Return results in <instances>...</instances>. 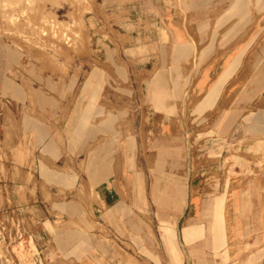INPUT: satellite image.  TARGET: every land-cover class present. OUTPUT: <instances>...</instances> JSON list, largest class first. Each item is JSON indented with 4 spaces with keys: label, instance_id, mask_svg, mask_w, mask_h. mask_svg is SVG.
<instances>
[{
    "label": "crops",
    "instance_id": "0c3cea01",
    "mask_svg": "<svg viewBox=\"0 0 264 264\" xmlns=\"http://www.w3.org/2000/svg\"><path fill=\"white\" fill-rule=\"evenodd\" d=\"M212 3L181 0L182 21L175 6L169 7L165 53L157 46L151 66L136 76L113 66L119 63L112 51L119 39L116 29L92 17L88 37L94 57L112 64L104 67L109 85L123 91L112 107L104 100L100 108L91 98L97 76L90 77V68L88 96L80 109L65 101L77 76L62 83L57 74L33 66L19 78L0 72L3 240L24 235L28 248L33 242L38 249L57 235L67 256L94 255L95 238L80 223L110 230L114 214L138 239L143 264H210L209 256L243 236L240 224L258 221L259 177L225 176L217 160L193 156L189 145L192 131L209 122L218 136L241 126L264 132V0ZM191 25L197 38L189 35ZM21 77L32 85V102ZM99 109L107 119H97ZM114 142L135 144V168L122 163L113 171L109 144ZM96 143L103 144L99 152ZM147 159L152 161L151 183L128 186L118 172L135 170L142 178ZM145 206L151 208L150 221L140 210ZM56 222L72 225L58 228ZM254 261L264 264V253Z\"/></svg>",
    "mask_w": 264,
    "mask_h": 264
},
{
    "label": "rangeland",
    "instance_id": "374dc122",
    "mask_svg": "<svg viewBox=\"0 0 264 264\" xmlns=\"http://www.w3.org/2000/svg\"><path fill=\"white\" fill-rule=\"evenodd\" d=\"M174 6L179 21H182L185 14L181 9V0H0V72L19 78L23 75L25 67L29 70L33 66L39 72L57 74L62 83L70 76H77L71 97L65 101L73 102L75 108L80 109L88 96L90 68V77L93 79L94 74L97 76L95 97L92 95L91 98L96 99L100 108L104 100L112 107L123 91L117 84L109 85L111 79L105 73L104 67L112 64H105L94 57L88 37V24L92 17L97 22L116 29V38L119 39L112 51L119 63H113V66L121 68L126 76H136L143 66H151L150 60L157 55V46L165 53L163 44L167 43L170 37L164 25L167 23L164 14L169 7ZM190 28L191 38H197L193 25ZM145 59L149 62L146 63ZM20 80L22 86L27 89L28 101L32 102L34 91L31 83L23 77ZM104 84L106 87L100 96L98 93ZM91 92L94 94V91ZM107 93H111L113 97L104 96ZM1 97L4 96L0 95V100ZM78 112L76 110L73 114ZM96 114L99 121L108 117L103 116L100 109ZM210 125L212 124L209 122L208 126L198 127L189 135L193 156L201 155L202 159L209 163L217 160L225 176L243 177L249 174L259 177V182L262 183V200L256 216L258 221L244 226L240 224V230L245 231L243 236L223 250L220 248L219 254L209 256L208 260L210 264H256L253 263L254 259L264 253V132L258 128L255 130L253 126H241L226 136H218ZM11 129H15V126ZM1 133L0 128V137ZM112 133L116 134L114 128ZM72 145H69V148ZM95 145L96 152L101 151L103 144ZM109 145L112 162L115 163L113 171L122 163H128L131 169L135 168L134 152L137 149L134 143L114 142ZM81 150L82 148L77 152ZM6 156L7 153H2L4 160H7ZM151 162V159L144 161L145 175H142V178L138 176L137 179L135 170L132 174L122 169L118 173L121 172L128 186L140 182L144 184L147 181L150 184ZM138 171L141 172V169ZM147 194L150 199L149 192ZM140 210L150 221L151 208L145 206ZM110 216V230L98 224L80 223V226L89 229L95 238L96 246L92 249L94 255L67 256L62 252L57 235L44 239L38 249L31 242L29 249L24 235L9 243L1 238V234L0 264H143L144 257L139 254L138 239L127 233L114 214ZM67 225L71 226L72 223H55L58 228ZM149 227L151 229V224ZM23 229H27L26 224ZM253 231L256 237H251ZM249 234L250 236H247ZM256 252L259 254L255 255Z\"/></svg>",
    "mask_w": 264,
    "mask_h": 264
},
{
    "label": "bare ground",
    "instance_id": "6f19581e",
    "mask_svg": "<svg viewBox=\"0 0 264 264\" xmlns=\"http://www.w3.org/2000/svg\"><path fill=\"white\" fill-rule=\"evenodd\" d=\"M39 11V10H38ZM47 20V19H46Z\"/></svg>",
    "mask_w": 264,
    "mask_h": 264
}]
</instances>
